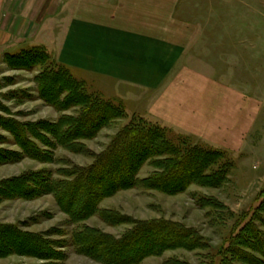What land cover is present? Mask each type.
Returning <instances> with one entry per match:
<instances>
[{
    "label": "rangeland",
    "instance_id": "obj_1",
    "mask_svg": "<svg viewBox=\"0 0 264 264\" xmlns=\"http://www.w3.org/2000/svg\"><path fill=\"white\" fill-rule=\"evenodd\" d=\"M170 3L172 22L153 32L181 48L179 68L193 80H182L179 92L191 90L192 101L205 97L222 124L229 118L220 134L231 133V145L154 122L141 107L72 73L85 94L117 107L118 116L61 142L73 130L65 125L69 117H81L74 101L82 95L61 76H50L58 66L49 52L41 50L42 59L31 62L0 51V264H264L246 234L250 223L264 231V0ZM136 123L165 127L171 144L209 151L210 159L195 172L189 167V181L171 182L168 191L95 185L90 192L98 196L76 189L69 201L80 170ZM160 165L157 156L144 159L135 179L152 177ZM155 221L193 231L199 246L189 237V243L130 260L132 252L115 258L106 250L102 256L78 240L88 234L119 241L138 224Z\"/></svg>",
    "mask_w": 264,
    "mask_h": 264
},
{
    "label": "crops",
    "instance_id": "obj_2",
    "mask_svg": "<svg viewBox=\"0 0 264 264\" xmlns=\"http://www.w3.org/2000/svg\"><path fill=\"white\" fill-rule=\"evenodd\" d=\"M169 2L0 0V51L43 48L73 75L141 107L148 119L230 146L232 134H220L229 118L222 124L205 97L192 101L191 90L179 92L182 80H193L179 68L181 48L153 32L172 22Z\"/></svg>",
    "mask_w": 264,
    "mask_h": 264
},
{
    "label": "trees",
    "instance_id": "obj_3",
    "mask_svg": "<svg viewBox=\"0 0 264 264\" xmlns=\"http://www.w3.org/2000/svg\"><path fill=\"white\" fill-rule=\"evenodd\" d=\"M41 50L45 52L43 48L35 47L21 50L20 52H16V54H5L11 55V58L18 61L26 60L33 62L36 59H42ZM56 64L58 67L54 66V72L52 71L50 76H61L65 83H70L72 91L76 92L77 95L81 94V97H83L80 100L76 99L74 101V104L78 105L81 109V113L79 114L81 117H69L71 122L65 125L68 129L73 130L65 132L64 135L66 137L62 138L61 142L70 141L73 131H78L80 128L83 130L86 128L87 130H95L100 127L106 119H113L118 116V112H116L118 110L117 107L107 102H102L100 100L96 101L92 96L85 94L82 85L75 83L71 77V72L63 65ZM83 115L84 117H82ZM89 120H93L92 125H89ZM164 129L165 127H159L152 123L151 125L136 123L135 125L122 128L112 139L107 149L103 153L95 156L94 164L87 169L80 170L79 174L75 177L77 183H71L70 185L73 191L69 188V192L67 193L69 196L64 195V197L66 198L67 196L69 201L73 200L74 196L72 199L69 198L71 196L70 193H75L76 189L82 193L86 189L85 192L90 193V195L98 196V192H90L92 189L91 187L95 185L98 189L106 187L105 190H107V188L110 190L120 185H128L132 187L139 186L147 189L153 188L161 191H168L169 187L172 186L171 182H176L178 183L177 185L183 184L186 181L188 182L189 180H187V178L191 174L189 167L193 166L192 170L195 169L194 172L198 168H203L204 158L210 159L209 155L211 154L209 151L199 148H181L171 144L167 132L164 131ZM176 139L183 140L181 137ZM153 156H157L159 158V163L162 164L160 165L162 166L160 167V171H157L152 177L141 181L135 179L138 163ZM183 188L185 187L179 188L178 190L182 191ZM260 209H264V202L261 204ZM257 218L260 221V217ZM262 222L264 225V220H262ZM246 234L252 238L254 248L257 252H260L264 258V231L257 229L255 225L250 223ZM189 237L194 239L192 242L194 245H191L194 247L199 246L198 242H200V239L193 231H189L174 223L155 221L138 224L134 230L127 232L119 241L104 239L106 237L103 236L102 238L98 236L89 238L88 234L81 235L78 240L80 244L94 249L97 253L102 254V256H104L103 252L106 250L112 253L115 258L124 253L132 252L133 255L129 258L131 260L150 253L152 249L158 251L164 246H169L174 243H189ZM181 239L184 240L182 241ZM234 256H237V254L235 253ZM241 258L248 257L242 256Z\"/></svg>",
    "mask_w": 264,
    "mask_h": 264
}]
</instances>
